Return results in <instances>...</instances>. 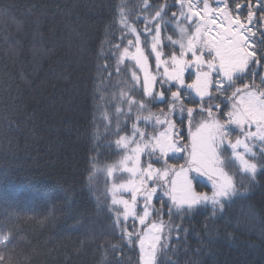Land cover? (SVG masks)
<instances>
[{
    "label": "snow or ice",
    "instance_id": "obj_1",
    "mask_svg": "<svg viewBox=\"0 0 264 264\" xmlns=\"http://www.w3.org/2000/svg\"><path fill=\"white\" fill-rule=\"evenodd\" d=\"M111 7L110 23L100 17L96 75L89 78L94 103L80 182L90 185L107 155L101 149H113L119 158L105 165L104 205L120 241L113 255L138 248L136 264H175L167 257L183 249L186 229L173 217L224 220L237 200L264 191V0H112ZM122 72L129 81L118 93L124 107L104 95L105 82ZM2 163L12 167L6 156ZM0 200L7 205L0 264H21L20 254L22 264H33L11 224L20 205L6 191ZM44 211L55 219L52 208Z\"/></svg>",
    "mask_w": 264,
    "mask_h": 264
},
{
    "label": "trees",
    "instance_id": "obj_2",
    "mask_svg": "<svg viewBox=\"0 0 264 264\" xmlns=\"http://www.w3.org/2000/svg\"><path fill=\"white\" fill-rule=\"evenodd\" d=\"M111 2L0 0V191L20 205L11 224L19 232L20 250L34 258L33 264H111L114 259L136 264L138 259V248L115 256L112 252L120 241L111 231L104 205H110L105 165L119 158L111 155L113 149H101L107 155L93 182H80L94 103L89 78L96 75L100 17L110 23ZM123 74L114 73L104 93L121 107L118 93L129 86ZM95 103L103 106L105 100ZM103 134L99 125L101 140ZM5 156L12 165L7 169ZM252 192L226 209L224 220L199 217L181 222L173 217L186 229V243L167 258L175 264H189L191 259L197 264H264V191ZM45 206L55 211L50 222ZM6 211L0 200V224L6 222ZM170 247L181 249L180 244ZM19 259L22 264L23 254Z\"/></svg>",
    "mask_w": 264,
    "mask_h": 264
},
{
    "label": "flooded vegetation",
    "instance_id": "obj_3",
    "mask_svg": "<svg viewBox=\"0 0 264 264\" xmlns=\"http://www.w3.org/2000/svg\"><path fill=\"white\" fill-rule=\"evenodd\" d=\"M138 4H139V3L136 2L134 5H138ZM168 34H169V35L172 34V31L170 30Z\"/></svg>",
    "mask_w": 264,
    "mask_h": 264
}]
</instances>
